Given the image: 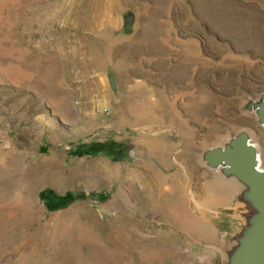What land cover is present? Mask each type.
Instances as JSON below:
<instances>
[{"label": "rangeland", "instance_id": "obj_1", "mask_svg": "<svg viewBox=\"0 0 264 264\" xmlns=\"http://www.w3.org/2000/svg\"><path fill=\"white\" fill-rule=\"evenodd\" d=\"M263 97L264 0H0V264H230Z\"/></svg>", "mask_w": 264, "mask_h": 264}, {"label": "water", "instance_id": "obj_2", "mask_svg": "<svg viewBox=\"0 0 264 264\" xmlns=\"http://www.w3.org/2000/svg\"><path fill=\"white\" fill-rule=\"evenodd\" d=\"M264 125V97L252 103ZM213 168L223 167L228 174L240 179L248 188L247 198L257 211L247 235L232 254L230 264H264V170L260 168L257 146L246 132L235 136L228 145L211 149L206 154Z\"/></svg>", "mask_w": 264, "mask_h": 264}, {"label": "trees", "instance_id": "obj_3", "mask_svg": "<svg viewBox=\"0 0 264 264\" xmlns=\"http://www.w3.org/2000/svg\"><path fill=\"white\" fill-rule=\"evenodd\" d=\"M78 155H94L96 152L93 149L83 148L75 151Z\"/></svg>", "mask_w": 264, "mask_h": 264}, {"label": "bare ground", "instance_id": "obj_4", "mask_svg": "<svg viewBox=\"0 0 264 264\" xmlns=\"http://www.w3.org/2000/svg\"><path fill=\"white\" fill-rule=\"evenodd\" d=\"M144 115V114H143ZM138 116V115H137ZM140 117V116H139ZM140 120V119H139Z\"/></svg>", "mask_w": 264, "mask_h": 264}]
</instances>
